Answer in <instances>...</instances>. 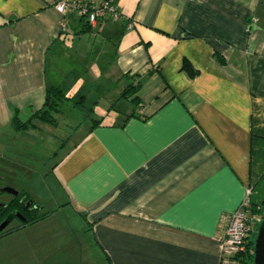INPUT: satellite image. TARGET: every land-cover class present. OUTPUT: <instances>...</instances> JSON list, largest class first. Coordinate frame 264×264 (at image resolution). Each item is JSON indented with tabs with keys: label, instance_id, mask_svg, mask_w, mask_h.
<instances>
[{
	"label": "crops",
	"instance_id": "1",
	"mask_svg": "<svg viewBox=\"0 0 264 264\" xmlns=\"http://www.w3.org/2000/svg\"><path fill=\"white\" fill-rule=\"evenodd\" d=\"M56 1L0 0V140L51 125L12 123L43 107L47 85L106 87L108 102L93 100L101 123L51 171L87 237L53 214L14 239L11 257L97 264L92 244L101 264H220L226 217L252 185L251 137L264 138V0H115L122 21L72 17L68 33ZM131 82L135 103L121 96Z\"/></svg>",
	"mask_w": 264,
	"mask_h": 264
},
{
	"label": "rangeland",
	"instance_id": "2",
	"mask_svg": "<svg viewBox=\"0 0 264 264\" xmlns=\"http://www.w3.org/2000/svg\"><path fill=\"white\" fill-rule=\"evenodd\" d=\"M73 46L72 40H70L67 49L69 50V54H65L66 57L70 58L71 55L74 56L73 51L75 48ZM65 56L60 58L59 64L60 66L65 65L67 69L70 68L68 66L70 62ZM86 83L89 84L90 82L86 81ZM63 88L66 90L65 87ZM113 88L115 87H111V89ZM105 89L104 92H98L96 87H84L85 93L82 95H77V93H73V91H70L71 89H68L66 90L67 95L71 93L68 96L73 97V99L65 100L61 104L60 111L54 113L57 118V124L43 126V132L40 133L39 138L31 141L29 139L20 141L19 139H10V141L8 139L0 140V202H8L12 198V195L5 191L6 188L9 187L22 191L30 196V199H34L37 204L44 205V208L39 211L40 214L45 212H49V216L56 214L55 217L74 230L80 240H83L85 236L87 237L86 232L83 231L86 228L84 221L73 215L72 211L66 208V206L60 207V205L65 203V199L51 171L55 163L63 157L65 152L92 125L93 120L98 119L97 116L92 114L90 108L94 99L100 100V104L103 105L108 102L109 94ZM81 96L85 98L82 103H78ZM121 108L122 105L119 104L115 107V110H121ZM9 130L10 128L4 129L6 135H9ZM4 144H9V147L5 149ZM261 213L264 214V207L261 209V212L255 213V215L259 217ZM49 216L41 221L46 220ZM262 220L257 226L256 234L253 235L254 239L257 237ZM17 224H19V220H15L10 225V228L17 226ZM34 224L11 231L0 237V264H18V261L11 257L9 251L14 248V239L16 237L25 239L26 230ZM86 254L89 258H93L97 264H101V254L98 250L94 249L92 244H90V249L86 251ZM235 264H240V262H236Z\"/></svg>",
	"mask_w": 264,
	"mask_h": 264
},
{
	"label": "trees",
	"instance_id": "3",
	"mask_svg": "<svg viewBox=\"0 0 264 264\" xmlns=\"http://www.w3.org/2000/svg\"><path fill=\"white\" fill-rule=\"evenodd\" d=\"M88 28H91L90 25H88ZM183 69L191 76L194 77L198 74V70L193 67L190 61L187 59L184 60L183 63ZM138 85H136L134 82H131L127 88L123 91L122 97L123 98H131L132 102H137V97H134V94L138 90ZM84 96H81L80 101L78 103H82L84 100ZM73 97H69L67 95L66 90L60 86V85H47L46 86V97L44 105L41 109L36 111L33 116L27 120V121H21L17 116L13 118V125L15 129L17 130H26L30 127L35 126L34 119H38L39 121L56 125L57 124V118L54 115V113H57L60 111V106L65 100H71ZM93 105L90 108V111H93ZM115 105H113L112 109ZM133 116L132 114H128L127 117ZM102 120H93V124L97 125L101 123ZM91 126V127H92ZM250 174L252 178V185L251 188V194L249 195V210L255 214L261 212V209L264 207V138L258 137V136H252L251 137V169ZM27 199H30V196L26 195L22 191H19V195L14 197L7 205V210L17 208H22V200L25 201ZM33 200V199H32ZM34 201V200H33ZM34 203H36L34 201ZM22 210V209H21ZM40 207L33 209L31 212H25L22 210L23 214L28 217L27 221L23 222L20 227H16L14 229H7L0 232V237L8 234L11 231H16L20 228H23L25 226L34 224L38 221H41L42 219L49 216V212H45L40 214ZM263 213V212H262ZM259 216L260 220L264 218V214ZM1 220V218H0ZM259 221L256 222V229L253 233L256 234L257 232V226L259 225ZM250 238L249 242L247 243V249L245 252L241 253L237 259L239 260L240 264H253L254 261V243L255 239L254 237Z\"/></svg>",
	"mask_w": 264,
	"mask_h": 264
},
{
	"label": "built area",
	"instance_id": "4",
	"mask_svg": "<svg viewBox=\"0 0 264 264\" xmlns=\"http://www.w3.org/2000/svg\"><path fill=\"white\" fill-rule=\"evenodd\" d=\"M56 10L64 16L62 31L70 32V19L78 17L90 25L96 27L100 22L122 21L123 13L120 11L115 0H102L100 3L92 4L85 0H57ZM133 22L129 23V27ZM251 188L246 189V197L241 205L226 217V226L220 235L221 261L220 264H230L232 261L246 251L247 243L252 237L256 222L260 217L249 210V195Z\"/></svg>",
	"mask_w": 264,
	"mask_h": 264
},
{
	"label": "flooded vegetation",
	"instance_id": "5",
	"mask_svg": "<svg viewBox=\"0 0 264 264\" xmlns=\"http://www.w3.org/2000/svg\"><path fill=\"white\" fill-rule=\"evenodd\" d=\"M17 191V190H16ZM9 193V192H8ZM9 194H11L12 195V198L8 201V202H0V218H1V220H0V224L4 221V220H6V219H8V218H10L11 219V222L8 224V226H6L3 230H7V229H14V228H16V227H20L21 226V224L23 223V222H25V221H27V219H28V217L27 216H25L24 214H23V212H22V210L24 211V213L25 212H31V211H33V209H35V208H38V207H40V209H43V206L40 204H37V203H34V201L32 200V199H27V200H25V201H23L22 200V210L21 209H17V208H13V209H8L7 210V205H8V203L14 198V197H16V196H18L19 195V191H18V194L17 195H14V194H12V193H9ZM15 220H19V224H17V226H15V227H11L10 228V225L15 221ZM21 229V228H20ZM2 230V231H3ZM19 230V229H18Z\"/></svg>",
	"mask_w": 264,
	"mask_h": 264
},
{
	"label": "water",
	"instance_id": "6",
	"mask_svg": "<svg viewBox=\"0 0 264 264\" xmlns=\"http://www.w3.org/2000/svg\"><path fill=\"white\" fill-rule=\"evenodd\" d=\"M6 192L12 193L14 195L18 194V191H16L13 188H6ZM11 222V219L8 218L4 220L0 224V232L8 226V224ZM253 264H264V218L259 226L257 237L255 239L254 243V261Z\"/></svg>",
	"mask_w": 264,
	"mask_h": 264
},
{
	"label": "clouds",
	"instance_id": "7",
	"mask_svg": "<svg viewBox=\"0 0 264 264\" xmlns=\"http://www.w3.org/2000/svg\"><path fill=\"white\" fill-rule=\"evenodd\" d=\"M68 95H71V93H69Z\"/></svg>",
	"mask_w": 264,
	"mask_h": 264
}]
</instances>
